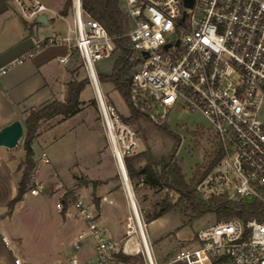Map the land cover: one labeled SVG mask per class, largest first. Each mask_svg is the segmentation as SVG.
<instances>
[{
  "label": "built area",
  "instance_id": "2783aa9c",
  "mask_svg": "<svg viewBox=\"0 0 264 264\" xmlns=\"http://www.w3.org/2000/svg\"><path fill=\"white\" fill-rule=\"evenodd\" d=\"M5 1L32 23L48 11L42 0ZM121 3L136 61L130 104L155 124L168 123L175 112H200L223 155L196 186L199 196L208 199L225 193L231 199L264 205V0H193L191 6L184 0ZM68 16L66 35L36 39L35 48L66 43L68 54L60 61L67 62L74 52L93 87L95 80L100 83L95 62L112 57L115 45L106 29L83 9L81 0H71ZM31 53L1 67L0 74ZM96 99L100 111L102 103L107 108L114 135L112 142L106 133L109 146L125 170L124 157L138 150L136 132L103 95L101 100L96 94ZM40 159L49 162L45 152ZM43 189L44 184L34 180L29 194ZM128 203L131 217L123 237L117 239L101 226L96 205L77 199L75 217L86 228L77 233L73 250L80 251L89 238L94 258L81 260L74 254L67 264H129L119 258L121 254L140 255L143 264H159L140 227L135 202L132 205L128 199ZM2 241L8 245L5 236ZM193 241L197 246L181 248L163 264H264V219L215 220L201 228ZM14 263L24 264L19 258Z\"/></svg>",
  "mask_w": 264,
  "mask_h": 264
},
{
  "label": "rangeland",
  "instance_id": "374dc122",
  "mask_svg": "<svg viewBox=\"0 0 264 264\" xmlns=\"http://www.w3.org/2000/svg\"><path fill=\"white\" fill-rule=\"evenodd\" d=\"M43 1L55 7H60L65 2ZM70 7L71 3L68 15ZM38 34L41 36V31ZM118 54L117 50L112 57L95 62L97 74H110ZM69 68L73 71L70 72L69 80L87 77L79 56L75 55L71 59ZM98 85L107 104L112 103L121 116L127 117L131 114L123 97L113 89L111 82L105 80ZM80 100L82 102L76 114L66 119L56 115L39 122L36 136L32 141V149L37 167L35 179L44 184L42 192L31 195L28 188L12 212L7 209L0 213V235L8 238L10 248L17 254H20L19 247L30 254L33 259L31 264L68 263L69 258L65 255L71 253L77 232L86 228L79 218H74L73 204L77 199L89 203L94 201V197H99L100 201L103 196L115 198L117 205L115 204L114 209L109 210V205L105 203L101 205V216H105L102 219L104 222L99 217L101 226L113 238L123 237L125 225L131 217L128 197L121 183L90 81L81 92ZM168 124L181 135L182 141L177 150V158L188 179L198 166L204 163L206 152L213 141H216L215 137L212 136L207 119L198 111L175 112L170 115ZM24 132L13 150L15 157L20 161L25 153ZM143 132L152 142L154 141L152 137L154 130L150 123L143 122ZM144 147L143 139H138L137 151ZM42 152L46 153L48 163L41 161ZM131 190L140 222L144 226L142 227L144 235L154 259L159 264H163L181 248L197 246L193 241L195 234L201 228L215 222L214 215L206 213L190 224L183 225L188 217L179 209L170 210L146 222L144 215L156 209V202L163 192L142 185ZM68 191L74 193L66 194ZM62 198L66 200L67 207L64 217L61 214ZM57 203L61 206L57 207ZM88 241L90 239L86 238L83 242ZM38 246L42 250H38ZM128 263L143 264L142 257L134 256Z\"/></svg>",
  "mask_w": 264,
  "mask_h": 264
},
{
  "label": "trees",
  "instance_id": "16d2710c",
  "mask_svg": "<svg viewBox=\"0 0 264 264\" xmlns=\"http://www.w3.org/2000/svg\"><path fill=\"white\" fill-rule=\"evenodd\" d=\"M71 0H65L59 14L65 15L68 12ZM83 9L94 19H96L108 32L119 54L114 61L110 74H97L99 82L109 81L113 89L116 90L126 102L131 114L121 118L130 123L134 128L138 139H143L145 147L131 155L124 157V166L131 188L138 185L147 186L162 191L161 198L156 202V209L144 215L147 221L153 220L170 210L179 209L188 219L183 225L190 224L195 219L206 213H212L215 220L239 217L244 221L255 218L264 219V205L256 200L245 201L235 200L225 193L213 195L208 199L199 196L196 186L220 161L223 152L219 144H213L206 152L205 161L187 179L177 158V150L182 141L178 131L172 129L168 123L155 124L150 122L138 109L129 102L130 78L134 71L135 59L132 43L127 36L129 31V21L121 7V0H81ZM76 54L70 53V58ZM82 63V62H81ZM70 72H73L70 70ZM89 83V79H72L66 83V96L63 100H53L27 111L23 125L24 157L18 164L21 170L20 178L17 182V193L8 203V211L23 199L28 188L32 186V173L36 164L33 159L34 151L32 141L34 140L39 122L50 119L53 116L61 115L66 119L79 110L81 104L80 94ZM96 104V101L93 100ZM143 122L152 125L154 141L143 132ZM96 182V181H94ZM72 193L73 191H68ZM74 193V192H73ZM67 196V195H65ZM63 204L61 214L66 212V200L61 199ZM94 204L98 207L100 198H93ZM119 258L128 263L133 256L119 255Z\"/></svg>",
  "mask_w": 264,
  "mask_h": 264
},
{
  "label": "crops",
  "instance_id": "0c3cea01",
  "mask_svg": "<svg viewBox=\"0 0 264 264\" xmlns=\"http://www.w3.org/2000/svg\"><path fill=\"white\" fill-rule=\"evenodd\" d=\"M43 2L48 8L47 23H32L20 16L13 3L0 0V68L32 52L21 62L9 66L6 73L0 74V127L15 119L20 120L23 125L27 111L53 100H63L66 96V83L70 77L69 62L72 58L68 57L67 62H61L60 58L68 54L67 44L47 43L35 48V40L53 35H66L70 16L59 14L63 4L55 7L49 2ZM39 31L41 36L38 34ZM0 148H2L0 150V213H2L7 211L9 201L17 193L21 170L17 168L20 160L15 157L14 148ZM36 171L37 167L33 173V181L38 182L35 179ZM103 198L106 199L102 200ZM102 199L98 207L96 206L101 221L105 218L104 215L101 216V205L108 204L109 210L117 205L114 197L103 196ZM38 247V250H42L40 246ZM19 248L20 254H17L9 244L6 245L2 241L0 235V264H15V258H19L24 264H31L33 259L30 254ZM74 254L81 260L94 258L91 242L84 243L78 252L73 250L72 243L71 253L65 256L70 258Z\"/></svg>",
  "mask_w": 264,
  "mask_h": 264
},
{
  "label": "water",
  "instance_id": "95a60500",
  "mask_svg": "<svg viewBox=\"0 0 264 264\" xmlns=\"http://www.w3.org/2000/svg\"><path fill=\"white\" fill-rule=\"evenodd\" d=\"M192 2H193V0H184L185 5H187V6H191ZM36 21L40 22V23H47L46 14L38 15L36 18ZM94 92L96 93L95 90H94ZM23 131H24L23 125H22L21 121L18 119H15V120L3 125L2 127H0V147H4V148H8V149L15 148L19 144V142L22 138ZM121 171L123 172L124 179L129 184V188L131 190V185L128 181L126 172L122 168L119 171L121 183L123 182V178L121 176ZM125 193H126L128 199H131L130 200L131 204L134 205L133 195H130L127 190L125 191Z\"/></svg>",
  "mask_w": 264,
  "mask_h": 264
},
{
  "label": "bare ground",
  "instance_id": "6f19581e",
  "mask_svg": "<svg viewBox=\"0 0 264 264\" xmlns=\"http://www.w3.org/2000/svg\"><path fill=\"white\" fill-rule=\"evenodd\" d=\"M93 87H94V90L96 91V94L98 95V97H100V99L102 100V94H101V91H100V89H99V85H98V83L96 82V80H95V82H94V85H93ZM101 112H102V121H103V125H104V127H105V131H106V133L108 134V136H109V139L113 142L114 141V135H113V132H112V130H111V123H110V118H109V115H108V111H107V108H106V106L102 103V105H101ZM117 164V167H118V169H119V171L121 170V167H120V163L119 162H117L116 163ZM121 176H122V178H123V189H124V191H128V193L130 194V195H132V190H130V188H129V184L125 181V179H124V174H123V172L121 171ZM130 198V197H129ZM131 199H129V201H130ZM130 203H131V201H130ZM138 215V214H137ZM139 224H140V227H141V229H142V227H143V225L141 224V222H140V219H139Z\"/></svg>",
  "mask_w": 264,
  "mask_h": 264
}]
</instances>
